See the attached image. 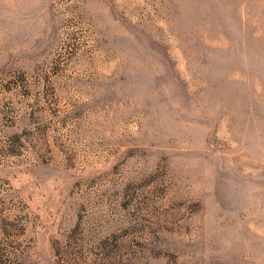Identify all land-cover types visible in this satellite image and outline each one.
<instances>
[{"label":"rangeland","instance_id":"374dc122","mask_svg":"<svg viewBox=\"0 0 264 264\" xmlns=\"http://www.w3.org/2000/svg\"><path fill=\"white\" fill-rule=\"evenodd\" d=\"M0 264H264V0H0Z\"/></svg>","mask_w":264,"mask_h":264}]
</instances>
